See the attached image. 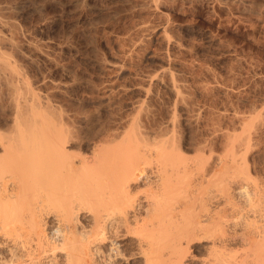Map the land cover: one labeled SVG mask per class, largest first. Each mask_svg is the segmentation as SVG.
<instances>
[{"label":"bare ground","instance_id":"obj_1","mask_svg":"<svg viewBox=\"0 0 264 264\" xmlns=\"http://www.w3.org/2000/svg\"><path fill=\"white\" fill-rule=\"evenodd\" d=\"M9 29L0 15V85L11 111L0 122V264H264V150L262 160L249 153L255 108L239 115L248 128L227 134L222 155L211 144L187 153L172 125L144 128L143 105L123 130L80 151L73 118L5 53L18 49ZM154 72L149 84L162 82ZM166 85L180 99L176 79Z\"/></svg>","mask_w":264,"mask_h":264},{"label":"rangeland","instance_id":"obj_2","mask_svg":"<svg viewBox=\"0 0 264 264\" xmlns=\"http://www.w3.org/2000/svg\"><path fill=\"white\" fill-rule=\"evenodd\" d=\"M156 4L152 0H0L1 18L18 45V49L2 50L14 53L10 54L21 62L33 87L52 93L51 102L75 122L73 127L80 133L77 141L85 143L80 151H89L91 143L102 142L111 130H123L143 105L144 128L161 131L172 125L170 130L177 131L174 135L182 150L193 154L196 145H206L222 155L228 149L229 134H242L240 121L246 115H239L253 114L255 108L256 119L247 126L257 130L258 139L249 153L261 157L264 0H163ZM118 66L128 67V74L121 75ZM168 67L173 76L163 73ZM157 70L162 82L149 84L147 74ZM170 77L181 86L180 99L166 87ZM136 88L149 92L145 95ZM0 91V122L5 123L11 111L5 105L7 89L0 85Z\"/></svg>","mask_w":264,"mask_h":264}]
</instances>
